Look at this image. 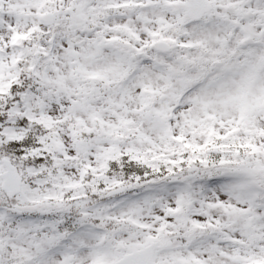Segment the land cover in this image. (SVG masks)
Here are the masks:
<instances>
[{
    "label": "snow or ice",
    "instance_id": "snow-or-ice-1",
    "mask_svg": "<svg viewBox=\"0 0 264 264\" xmlns=\"http://www.w3.org/2000/svg\"><path fill=\"white\" fill-rule=\"evenodd\" d=\"M0 264H264V0H0Z\"/></svg>",
    "mask_w": 264,
    "mask_h": 264
}]
</instances>
